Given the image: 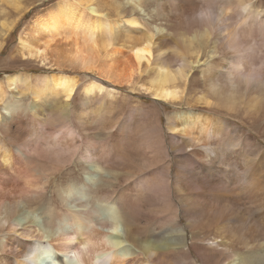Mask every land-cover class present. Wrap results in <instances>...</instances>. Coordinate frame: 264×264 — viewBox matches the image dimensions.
<instances>
[{
    "label": "bare ground",
    "instance_id": "bare-ground-1",
    "mask_svg": "<svg viewBox=\"0 0 264 264\" xmlns=\"http://www.w3.org/2000/svg\"><path fill=\"white\" fill-rule=\"evenodd\" d=\"M135 3L138 0H57L41 9L28 37L19 39L17 55L22 61L42 65L51 59L48 64L54 63L58 71L53 75L46 71L43 76L12 73L0 81V211L20 201L17 222L29 211L39 217L21 225V236L39 231L49 239L6 236L0 241V264H16L25 252L34 254L36 264H54L70 256L74 264H93L96 256L105 264H197L189 257L188 232L179 226V215L188 219L190 247L197 254L198 264H264V148L239 128L247 125L260 131L257 123L264 125V106L236 110L208 106L198 92L205 83L204 70L199 76L193 75V68L181 65L175 72L186 57L167 50L174 47L183 52V46L171 35L153 38L148 30L152 21L134 12ZM153 3L167 9L171 0ZM196 4L197 0H178L181 9ZM0 5L1 50L15 26L7 8L17 15L25 9L23 0H0ZM120 30L127 35L116 42ZM176 30L175 25L170 28V32ZM215 39H221L219 34ZM234 60L228 54L212 63L220 73ZM198 62L197 56L193 64ZM164 67L168 72L161 73L159 69ZM80 76L88 79L78 110L69 103L75 101ZM196 80L198 85L194 86ZM112 86L115 90H140L155 102L176 106L185 102L187 107L183 112L168 113L164 128L156 114L152 122L137 121L135 114L146 116L142 108L121 119L117 129L101 123L103 132L117 131L118 142L124 143L121 147L131 140L138 154L146 156L139 164L140 172L151 171L152 162L164 155V129L180 158L174 166L172 184L168 171L150 191L143 187L146 179L141 177L145 175L138 177V195L151 193L155 204L152 212L161 222L159 242L139 235L130 222L124 211L128 201L125 190L114 192L116 172L111 173L104 165L105 147L94 144L89 128L80 156L75 148L69 160L83 161L82 171L87 177L53 190L49 200L47 191L51 185L57 186L54 174L62 169L56 159L48 166L54 176L42 185L27 177L29 153L44 151L48 157L70 150L79 134L71 119L79 127L86 118L88 125L102 121L117 100H126ZM9 91L16 102H9ZM172 194L180 198L178 203L170 200Z\"/></svg>",
    "mask_w": 264,
    "mask_h": 264
},
{
    "label": "rangeland",
    "instance_id": "rangeland-1",
    "mask_svg": "<svg viewBox=\"0 0 264 264\" xmlns=\"http://www.w3.org/2000/svg\"><path fill=\"white\" fill-rule=\"evenodd\" d=\"M35 1L37 0H23V6H24L23 8L25 10L29 8V10L25 11L23 9L24 12L20 15H17L16 12L11 11L10 8H7L8 9L7 11L11 12L10 14L12 16L10 15V17L12 20H14L15 26L13 27L14 30L7 37V41L6 40L4 41L3 48L0 50V81L1 80L3 81L6 75L12 73H18V74L28 73L31 74L32 76L35 75L43 76L45 74L44 72L46 71L52 73L49 75H53V73L58 71L57 67L54 66V63H52L51 66L49 65L50 62H52L51 59H48V61L45 64L41 65V63L37 61L36 62L22 61V59L17 55L18 50L20 48L18 44L19 39L21 38V36L22 37L25 36L26 38L34 17L41 11V9L48 7L49 5L55 3L57 0H43V2L40 1L42 2L41 4L39 1L37 2ZM258 2L264 5V0L261 1L258 0ZM145 20L148 22L150 21L146 18ZM120 31H119V36L117 37V39H115L116 42H118L119 40H124L125 36L127 35L124 30H120ZM171 37H173V35H171L170 38ZM201 71H203V69L202 70L193 69V75H196L198 73L199 76V72ZM91 75L94 76L93 78H96L95 74H91ZM77 78H79L78 79L79 90L77 95L75 96V101L69 104H71V106L79 110L80 96L82 94L81 90L83 85L87 84L86 81L88 78L85 79V81L81 76ZM195 84L198 85L197 80L193 83L194 86H196ZM115 88L116 87L112 86L113 90H115ZM115 91H117L122 98H126V100L125 101L121 99L117 100L115 102V106L113 107L112 111L108 115L104 116L105 118L102 121L93 122V124L90 122V125H88V119L86 118L83 122V125L81 123V126L79 127L76 120L71 119L72 126L74 127V129H76L79 132V134L74 138L75 140L70 150H67V152H64V154L62 153V155L60 156L49 155L48 157L47 155L49 153H45L44 151L35 152L36 155H34V151L29 153V156L27 158V169L28 168L30 169L27 170V172L29 173V174L27 173V177L36 179L37 180L36 182H39L37 184L42 185V183L45 181L46 178L49 180L52 178V176L54 175L57 176L54 178L55 180L54 182L57 185L55 187L56 189L54 188L53 185H51L50 189L47 191L46 197L48 200L52 197L51 192L53 190L54 191L61 190L70 183L77 184V180L83 179V176L87 177V175H84L82 171V167H84L83 161L79 162L75 160L76 162H73L69 160L71 159V156L73 155L75 148H78L76 152L77 155L80 156L81 149H83L88 142V128H89L90 137L92 138L94 144L100 147L104 146L106 149V150L104 149L103 152L104 157L102 158L104 165L107 166V168L111 171V173L116 172L115 177L117 180H113V182H115V187H116L114 189V192L118 193L121 189L125 190V196L127 197L128 201H125L127 205L126 208H124V211L127 212V216H129L130 222L133 224V226L135 224L134 228H136L139 235L145 236L148 240L159 242L161 237V232L159 228L160 227L162 228L161 222L159 221L158 214L156 215L154 212H152L153 208L155 207V204H153L152 202L153 199H151L152 198L151 193L147 191L145 196L138 195L137 193L138 192L137 189L139 188L138 177L145 175L144 177L142 176L143 178L141 177V179L144 178L146 179V186L143 187L147 188L150 191V189H152L153 186L156 184L154 182L158 179H161L163 173H165V171H168V175H169L168 181L169 183L172 184L171 181L174 172V166L176 165L177 160L178 159L180 160V158L178 157L176 151L173 149V146L170 145V143L168 142V138L166 137L167 132L164 129V135H165L164 140L166 139L164 155L160 157L161 159L152 162L151 171L143 170L142 172H140L141 171L140 165L144 162L146 156L144 154H138L137 147H135L132 144L131 140L128 144H125L124 147H121L124 143H122L121 141L118 142L119 138L117 131H113L111 133L110 131L103 132L101 128L103 124L101 123H106L108 125L110 124V126H113L114 128L117 129L118 123L120 122L121 119H123L125 116H128L133 109L142 108V110L145 111L146 116L144 118V115L141 113L135 114L134 117L136 116L135 119L137 121H144L147 123H149V121L152 122L153 116L154 114H156L159 124L164 128L166 124V115L168 113L170 114L171 112L174 111L183 112L187 109V107L185 106V102H182L179 106L171 105L165 102H159V101L155 102L152 100V98H150L148 95L144 94L140 90L132 91L130 90V88H125L122 90L119 89ZM9 92H7L9 94V102H16L15 100L17 99L14 97L13 93L12 92L9 93ZM0 109H2V106H0ZM233 122L235 123L236 121L233 120ZM257 126H260L262 129L259 131V129L248 128L247 125L240 126L239 128H241L244 131L245 135L253 139L255 144H258L261 148H264V132H263L264 125L261 123H257ZM81 127L86 130L87 135L81 131L80 129ZM133 139L134 137L132 138V141ZM57 150L58 149L53 150V153L57 152ZM67 153L69 154V156ZM53 158H55L56 161L62 167V169H60V171L56 172L54 175H52V172L49 170L48 167L52 163V161L55 160ZM156 165L158 166L156 167ZM166 165H169V167H167ZM66 175H73V176L71 179H66V180L63 179V181H58V178L65 177ZM65 183L67 184L65 185ZM140 189L143 188L140 187ZM107 191L109 192L110 189H108ZM177 197L174 194H172L170 200L174 203H178L180 198ZM148 211H150V213H148ZM177 222L182 229H185L186 232H188L187 247L189 249V257L198 264L199 263L197 261L198 257H196L197 254L195 250H192V248L190 247L191 229L188 227V219L186 217H183L182 215H179L177 218ZM211 246L213 247V245ZM196 248H199L198 245L196 246ZM215 255L218 256L217 254Z\"/></svg>",
    "mask_w": 264,
    "mask_h": 264
},
{
    "label": "clouds",
    "instance_id": "clouds-1",
    "mask_svg": "<svg viewBox=\"0 0 264 264\" xmlns=\"http://www.w3.org/2000/svg\"><path fill=\"white\" fill-rule=\"evenodd\" d=\"M133 9L136 14L152 21L148 30L153 38L173 35L183 46V52L174 47L167 50L175 56L186 57L175 67V72L181 65L204 70L205 83L198 92L208 101V106L224 110L264 106V5H258V0H197L190 9H181L178 0H171L167 9L153 0H138ZM173 25L177 30L170 32ZM217 34L221 39H215ZM228 54L235 60L217 73L212 62ZM197 56L199 62L194 65ZM159 71L168 72V68ZM20 204L16 201L7 210L0 211V241L8 235L47 241L49 235L39 231L36 235L21 236V225L29 220H39V217L29 211L17 222ZM16 264H36L34 254L25 252L19 255ZM54 264L74 262L70 256ZM93 264H105V261L96 256Z\"/></svg>",
    "mask_w": 264,
    "mask_h": 264
}]
</instances>
